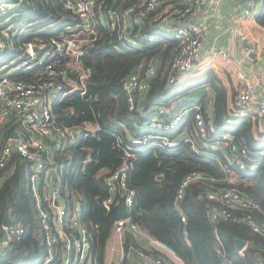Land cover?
I'll list each match as a JSON object with an SVG mask.
<instances>
[{"label": "trees", "instance_id": "16d2710c", "mask_svg": "<svg viewBox=\"0 0 264 264\" xmlns=\"http://www.w3.org/2000/svg\"><path fill=\"white\" fill-rule=\"evenodd\" d=\"M140 1L106 0L118 12ZM166 1L176 6L180 3L179 0ZM62 2L24 0L17 6L15 17L6 21L8 26H14L16 36L9 56L0 59V74L4 65L8 67L13 60L20 61L25 56L26 45L31 42L76 36L87 40L81 45L84 53L79 59L62 57L57 61V66L69 72L79 89L69 92L73 87L65 84V91L69 93L52 105V115L57 123L77 127L78 134L62 146L51 142L49 148L55 165L62 170L61 189L65 200L70 202L76 198L82 203L83 224L92 239L91 254L95 263L107 264L118 209L115 204H105L110 195L106 176L123 163L127 149L132 154L127 159L128 183L137 191L132 218L141 232L161 241L184 264H258L264 257V236L247 225L223 220L219 216L214 219L211 214L214 202L209 199V194L237 189L260 205V218L264 221V159L259 160L256 171H242L222 152L206 149L193 112L187 115L178 131L164 135L171 140L179 139L178 146L168 148L137 142L145 135H156L139 129L138 125L155 107H168L174 112L198 103L204 116L211 115L217 128L232 134L237 145L250 152H259L264 150V142L254 137L252 117H234L228 104V91L214 71L208 70L182 85L167 87L170 61L181 41L159 27L152 15L133 25V34L142 38L139 47H132L102 24L96 37L88 38L81 19L63 9ZM256 3L260 6L256 21L264 28V0H256ZM147 35H154L157 40L147 41ZM4 61L6 63L1 64ZM70 62L74 63L72 67H69ZM152 62L157 66V75L147 93L137 100V110L130 112L123 82ZM83 72L88 74L85 96L81 94L79 82ZM16 75L30 81L40 77L35 72ZM203 87L213 92L212 113L209 114L204 107L203 99L184 101L176 109L171 108L173 100L183 99ZM19 125L20 120L15 116L0 123V149ZM194 170L214 181L189 185L183 199L176 205V195L183 179ZM30 173L31 164L18 154L0 173V238L7 214L13 223H21L26 229L19 241L0 254V264H43L47 256ZM44 190L41 185V200L47 208ZM235 239L247 242L242 252L236 249ZM123 243L126 255L120 264H145L139 253L160 257L164 264H173L156 248L145 247L136 234L125 233ZM51 264H59V260Z\"/></svg>", "mask_w": 264, "mask_h": 264}, {"label": "built area", "instance_id": "2783aa9c", "mask_svg": "<svg viewBox=\"0 0 264 264\" xmlns=\"http://www.w3.org/2000/svg\"><path fill=\"white\" fill-rule=\"evenodd\" d=\"M24 0H0V59L9 56L11 43L16 36L14 26L6 23L15 17L16 8ZM221 0H181L179 5H171L166 0H141L140 2L118 12L106 0H63V9L73 12L81 21L84 31L96 37L102 24L110 31L117 33L132 47H139L142 38L132 32L133 25L141 19L152 15L153 21L159 27L168 30L181 41L177 52L170 61L167 87L179 83L182 76L194 72L202 63L209 51L204 49L211 24L200 20L202 11L216 5ZM257 10L256 0H248L244 16L248 17ZM5 21V22H4ZM7 21V22H6ZM147 41L157 40L154 35H147ZM87 41V40H86ZM81 39L76 37L53 38L48 42H31L26 45L25 56L13 60L11 68L5 67L0 74V116L11 119L19 118V128L14 131L18 138L10 136L0 149V173L18 154L31 164L30 180L37 199L38 216L45 234L47 256L43 264H51L56 259L59 264H96L91 254L92 239L82 218V203L79 199L65 200L62 189V170L55 165L50 153V143L65 145L78 134L74 126L61 125L53 118L52 105L62 95L79 89V85L71 79L69 72L59 68L57 61L62 57L79 59L83 55ZM34 46L41 48L40 53L34 52ZM213 55L226 57L224 50H216ZM248 54L257 55L255 46L248 48ZM7 70V71H4ZM35 72L39 79L30 81L18 78V73ZM157 75V66L151 63L131 74L123 82V90L127 95L129 111L137 110V100L149 90L152 79ZM88 74L79 76L81 94L86 95L85 81ZM239 88L232 107L234 117H252L264 124V99L256 96L254 85L244 73L238 74ZM65 84L71 90L66 92ZM193 112L195 125L204 141V146L210 151H219L221 145H226L230 163L242 171L254 172L258 169L259 160L264 159V150L250 152L246 147H240L234 142L232 134L221 131L215 125L213 117H205L197 107L182 108L170 112L169 109L156 108L139 125V129L153 131L156 135H145L137 142L141 145L153 143L160 147L174 148L179 145V139H168L164 135L178 131L187 115ZM13 132V133H14ZM264 133V128H263ZM132 154L125 149V160L114 171L106 176L109 197L105 204H115L117 208L124 202L129 218L116 220L113 235L119 238L120 248L113 249L119 253V260H110L107 264H120L126 255L123 236L129 232L138 235L141 230L132 218L137 191L128 183L129 162ZM214 181L204 173L194 170L183 179L178 189L175 204L184 197L185 189L193 183ZM235 181V182H234ZM232 183H236L233 180ZM44 185L47 208L44 207L39 192ZM209 199L214 202L211 214L250 227L255 233L264 236V221L261 220L262 209L249 195L228 188L211 192ZM118 211V209H117ZM232 211H236L233 213ZM239 211V212H237ZM182 221L185 218L182 216ZM26 229L21 223L3 225L0 238V254L8 250L25 234ZM152 245L165 251H171L158 239L151 238ZM172 252V251H171ZM173 253V252H172ZM142 260L150 264H164L160 257L139 253ZM128 264H132L131 262ZM258 264H264V257Z\"/></svg>", "mask_w": 264, "mask_h": 264}, {"label": "crops", "instance_id": "0c3cea01", "mask_svg": "<svg viewBox=\"0 0 264 264\" xmlns=\"http://www.w3.org/2000/svg\"><path fill=\"white\" fill-rule=\"evenodd\" d=\"M247 4L248 0H221L216 5L207 7L202 11L200 20H206L211 24L210 32L204 41V49L205 51H209V54L205 56L200 66L193 72L195 75L191 73L189 74L191 76L188 78H186L187 75L182 76L178 85L184 84L188 79L200 77L208 70L214 71L228 91V104L230 109H232L239 88L238 74L242 72L247 75L254 85L256 96L264 99V28L256 21L260 6H257V10L253 15L248 17L243 15L247 9ZM252 46L257 47V55L248 54V48ZM216 50H224L227 56L223 58L213 55L212 52ZM203 88L208 89L209 94L203 92L197 93L196 90L186 98L173 100L171 108L176 109L177 105L184 101L191 100L192 102H198L203 99L204 107L208 110L209 114L212 113L214 105L213 92L210 88ZM197 104L194 103L193 105L200 109L201 104ZM156 108L165 107L157 106L154 110ZM170 112L172 113L173 111ZM209 117L212 116L210 115ZM253 121L255 139L264 142L263 122L257 118H254ZM219 151L223 153L227 160L229 159L226 145H221ZM137 237H139V240L145 247L156 248L152 245L151 237L147 233L140 232ZM118 248H120L119 238L113 236L108 248L107 262L119 260V253L113 251V249L118 250ZM156 249L171 260L173 264H184L171 251H165L160 248ZM144 263L150 264L145 260Z\"/></svg>", "mask_w": 264, "mask_h": 264}, {"label": "water", "instance_id": "95a60500", "mask_svg": "<svg viewBox=\"0 0 264 264\" xmlns=\"http://www.w3.org/2000/svg\"><path fill=\"white\" fill-rule=\"evenodd\" d=\"M90 37L93 38L94 34L93 33L90 34ZM40 51H41L40 47L34 46V52L35 53H40ZM11 136H12V138H15V139L18 138V134L16 132H14ZM129 217H130V214L126 209L124 202L120 203V205L118 207V211H117L116 216H115V219L116 220H122V219H126ZM11 223H12L11 216H10V214H7L5 219H4V226H10ZM235 245H236V249L239 252H242L246 248L247 242L243 239H235Z\"/></svg>", "mask_w": 264, "mask_h": 264}, {"label": "rangeland", "instance_id": "374dc122", "mask_svg": "<svg viewBox=\"0 0 264 264\" xmlns=\"http://www.w3.org/2000/svg\"><path fill=\"white\" fill-rule=\"evenodd\" d=\"M170 4H174L173 2H170ZM76 38H78L79 39V37H77L76 36ZM85 42H86V40L85 39H81V44L83 45V44H85ZM6 63V61H4L3 63H1V64H5ZM72 65H74V63L72 64V62H70L69 63V67H72ZM6 65H4L3 66V68L5 67ZM6 69H9V68H11L10 66H8V67H5ZM4 71H7V70H4ZM74 71V70H73ZM3 73V72H2ZM192 74H193V72H192ZM1 75H3V74H1ZM193 75H195V74H193ZM191 75H187L186 76V78H188V77H190ZM185 78V79H186ZM188 80H190V79H188ZM208 89H206V88H201V89H198L196 92L197 93H208L209 94V91H207ZM186 98V97H185ZM166 109H168V107H165ZM183 108H188V106L186 107V106H183ZM190 108V107H189ZM182 109V108H181ZM180 110V109H179ZM177 111H178V109H177ZM4 118H2L1 116H0V123H2V122H4ZM154 132L152 131V134H153ZM144 137V136H143Z\"/></svg>", "mask_w": 264, "mask_h": 264}]
</instances>
